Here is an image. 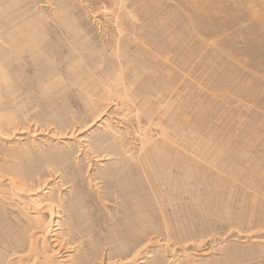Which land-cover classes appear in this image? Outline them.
<instances>
[{
  "label": "rangeland",
  "instance_id": "rangeland-1",
  "mask_svg": "<svg viewBox=\"0 0 264 264\" xmlns=\"http://www.w3.org/2000/svg\"><path fill=\"white\" fill-rule=\"evenodd\" d=\"M61 254L264 264V0H0V264Z\"/></svg>",
  "mask_w": 264,
  "mask_h": 264
},
{
  "label": "bare ground",
  "instance_id": "bare-ground-1",
  "mask_svg": "<svg viewBox=\"0 0 264 264\" xmlns=\"http://www.w3.org/2000/svg\"><path fill=\"white\" fill-rule=\"evenodd\" d=\"M15 183V182H14ZM18 184V185H17ZM17 184H12V186H13V188L14 187H16V188H20L21 190H22V186H24V185H22V184H20V183H17ZM44 205V204H43ZM55 205V204H54ZM46 206H48V205H46ZM44 207V206H43ZM42 207V208H43ZM52 209V208H51ZM61 210V209H60ZM60 213V212H59ZM62 217V216H61ZM55 230V232H53L52 233V235L54 236L52 239H51V241H52V243H54L53 244V246H55V252L56 253H61V249H63L64 248V245H65V243L64 242H62V241H60L59 240V238H58V231L56 232V228L54 229ZM36 231H38V230H36ZM32 236V235H31ZM33 237V236H32ZM31 237V238H32ZM36 238V237H35ZM33 240V239H32ZM137 240H138V238H137ZM141 240V239H140ZM36 241V240H35ZM70 241H71V239H70ZM139 241V240H138ZM110 242V241H109ZM22 243V242H21ZM31 244H30V246H29V248H30V250L28 249V251H33V253L34 254H37V250H36V245H35V242L33 241V242H30ZM117 243V242H116ZM133 243V242H132ZM112 244H113V242H112ZM132 245V244H131ZM135 246V245H134ZM138 246V245H137ZM18 250H21L22 249V246H18V247H16ZM141 249V248H140ZM71 251V250H70ZM29 255H31V253L29 254V252L25 255L26 257H28ZM39 255V254H38ZM68 256L69 255H67V254H61L60 255V257L62 258V261H63V263L64 262H66V261H68ZM88 257H86L85 258V260L82 262V263H80V262H78L77 260H73V259H69V262L67 263V264H88Z\"/></svg>",
  "mask_w": 264,
  "mask_h": 264
}]
</instances>
